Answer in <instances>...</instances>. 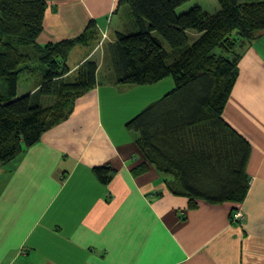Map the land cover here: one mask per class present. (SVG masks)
Here are the masks:
<instances>
[{
	"label": "crops",
	"instance_id": "1",
	"mask_svg": "<svg viewBox=\"0 0 264 264\" xmlns=\"http://www.w3.org/2000/svg\"><path fill=\"white\" fill-rule=\"evenodd\" d=\"M46 1L40 45L76 38L92 22L99 42L131 28L119 0ZM95 43L74 49L83 53L80 64L99 58H92ZM240 53L223 117L252 148L242 203L191 208L173 195L172 179L146 166L138 135L126 129L132 114L115 123L114 89L104 81L110 72L100 67L98 85L76 100L67 120L0 164V264H264V35L242 43ZM77 63L68 65L69 76ZM102 167L113 171L108 185L96 177ZM236 211L243 221H233Z\"/></svg>",
	"mask_w": 264,
	"mask_h": 264
},
{
	"label": "trees",
	"instance_id": "2",
	"mask_svg": "<svg viewBox=\"0 0 264 264\" xmlns=\"http://www.w3.org/2000/svg\"><path fill=\"white\" fill-rule=\"evenodd\" d=\"M192 0H119L132 19L106 46L112 83L151 86L172 77L175 88L126 124L137 147L167 181L168 190L189 200L242 203L250 189L252 148L223 117L239 76L242 43L264 35V0H217L219 10L200 6L179 13ZM46 0H0V164H8L67 120L78 98L98 85L99 65L85 61L70 75L78 46L99 41L95 22L76 37L44 46ZM34 92L18 96L21 75L38 74ZM36 70V71H35ZM107 77V78H108ZM108 82L107 79L104 80ZM46 99H56L46 106ZM105 185L109 167L95 169Z\"/></svg>",
	"mask_w": 264,
	"mask_h": 264
},
{
	"label": "rangeland",
	"instance_id": "3",
	"mask_svg": "<svg viewBox=\"0 0 264 264\" xmlns=\"http://www.w3.org/2000/svg\"><path fill=\"white\" fill-rule=\"evenodd\" d=\"M196 6H200L201 8H203L204 10L210 13H215L217 8L219 7V4L217 0H192L188 2L187 4H185L184 6H182V8H180L179 10V13L189 11L190 9ZM112 35H113V31L111 32V36ZM108 41L109 40L105 39L104 37L102 38L101 42L97 41L95 44L96 45L98 44L100 46L99 47L100 50L99 48L97 50L99 51V56L97 52L93 54V57H92V58L99 57L96 60L99 65V69L101 67L100 71L103 72V70L105 71V69L107 68L108 69L107 73L108 71L110 72L109 62L107 60L105 63L104 61L105 57L103 56V53H106L105 48H106ZM101 43H102V46H101ZM78 51H81V50H78ZM78 51L74 52L73 50L72 52L73 54L70 58V62L68 63L70 68H72V66L78 62L77 63L78 67L75 69V71L71 72V76H73V78L76 76L78 69L83 64V63L80 64L79 62L83 53L81 54V52H78ZM39 66L40 65L36 62V64L32 63L31 68H30V70L34 71L33 70V67H34L36 70H38V74L34 72L32 73L29 72L25 75H21L18 96L23 97V96H27L28 94H31L32 91L34 92L33 87L36 86L38 82L42 80L41 69L39 68ZM111 75L112 74H110L109 76ZM106 79L108 82L105 83V86H110L114 89V92L111 91L109 94V96L112 97V100H111L112 103L110 105L113 109L115 123L119 125L122 122L126 121V118L132 114V118L129 120L131 121L132 119L137 117L139 114H141V112L144 111L147 107L161 100L164 96H166L168 93H170L175 88V82L172 77L166 78L163 81L155 85H151V86L119 85L117 83H112V78L108 77ZM0 92L2 93L1 84H0ZM44 101H45L44 103L46 106H50L56 102V99H46Z\"/></svg>",
	"mask_w": 264,
	"mask_h": 264
},
{
	"label": "built area",
	"instance_id": "4",
	"mask_svg": "<svg viewBox=\"0 0 264 264\" xmlns=\"http://www.w3.org/2000/svg\"><path fill=\"white\" fill-rule=\"evenodd\" d=\"M244 220V215L240 211H236L233 213V221H243Z\"/></svg>",
	"mask_w": 264,
	"mask_h": 264
}]
</instances>
